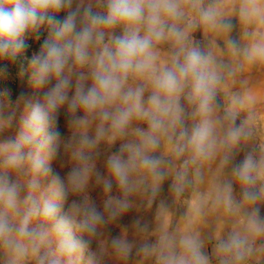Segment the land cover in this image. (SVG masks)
Wrapping results in <instances>:
<instances>
[{"label": "clouds", "instance_id": "9594fccd", "mask_svg": "<svg viewBox=\"0 0 264 264\" xmlns=\"http://www.w3.org/2000/svg\"><path fill=\"white\" fill-rule=\"evenodd\" d=\"M73 0H0V57L15 56L22 51L26 45L23 37L26 32H39V29L45 24L51 26L52 31L50 38L45 40L41 46L39 54L34 55L31 60V67L34 74V83L37 88L48 87L43 92V103L37 101L30 104L31 111L24 120V127L30 130L31 135L21 133L18 140L10 142L12 152L8 155L5 164L10 168L17 167L23 160L24 155L21 149L24 145L31 144L36 137H42L37 145V153L28 158L32 161V167L36 171H45L44 161L40 157L43 151L49 158L57 155L59 147L60 133L56 127L58 121L59 109L65 104L71 112L78 108H83L86 112L92 113L100 109V115L104 121L111 119V127L120 132L128 125L133 115L147 118L149 121L150 131L141 133L143 139L140 145H125L131 155L128 161H124L119 155H115L109 160V167L116 178L118 184L124 189L125 196L131 190L129 188V171L135 167L137 160L150 169L155 178L160 179L158 172L160 161L145 155V150L154 149L158 146V139L154 135L156 132L166 131L162 117L178 112L175 107L173 96L183 90L188 80H191L190 100H199L198 112L207 115L210 109L214 88L219 82V78L209 67L211 57L202 55L197 49L188 50L184 55L183 63L174 60L173 67L165 69L155 81L157 91L149 97L151 110L145 109L142 105L143 89L137 88L134 91L129 90L122 93L123 86L130 72L144 73L152 69L155 60L152 44L153 41H160L165 37L166 22L161 18L163 11L167 16L176 18L182 15L178 5L174 0H107V13L104 15L94 14L91 5L85 7L81 13L78 7L75 10L68 11L63 20L55 18L56 13L63 10L71 9ZM9 7L11 10H9ZM147 11V14L145 12ZM260 10L255 3L252 7L247 6L241 9V15L247 18L250 15L258 13ZM89 22L88 26L77 30V17L79 15ZM216 12L213 9L203 10L201 18L208 22L214 20ZM143 22L146 24V34L139 35L138 28L126 27L123 36L117 38L115 49L105 47L98 52L95 57L97 70L93 72L94 84L85 89L81 82L83 77L77 80L75 84V93L69 97V89L73 87L69 75H65V69L71 73L72 69L69 61L83 65L88 59V48L94 42L99 43L103 40L104 33L97 31L100 26L112 27L117 23H123L126 26L137 25ZM168 35L182 38L173 25L168 28ZM264 58V43L253 45L249 59ZM6 71V70H5ZM163 94L164 99L161 98ZM122 99L128 107L118 109L114 113L103 110L104 106L112 103L116 99ZM175 120L172 121L175 124ZM77 123L87 124L86 119H77ZM103 134V129L99 135ZM246 135L242 128L231 129L228 138L232 142L239 140L241 136ZM182 137L187 133L181 132ZM83 143L88 144L90 141L85 139ZM214 145L212 138V127L209 120L204 119L197 125L190 136H187L186 146H190L195 153V157L207 158L211 155V149ZM184 147L177 149V155L182 154ZM82 160L85 158L80 157ZM195 162V158L193 159ZM257 165L252 157H247L242 165L237 169V175L240 180L246 184L255 182L252 175L256 171ZM86 169H73L68 176L69 183L74 189H79L84 184V172ZM54 197L63 200L67 196V189L64 179L59 175L53 177ZM35 187V182H33ZM107 190H111V183H106ZM18 190L15 184L10 183L7 178L0 177V201L3 202L7 209H15L17 206ZM248 199H256L255 193H246ZM112 210L113 215L117 211L125 210L129 207L126 199H110L105 205ZM58 206L50 201H45L42 208V214L45 217H54L58 212ZM37 211L33 208L26 214L21 225L15 231L19 236L30 235L27 229L30 216ZM102 222V216L93 206L85 210L84 217L76 227L83 232L94 233L96 225ZM74 221L61 218L58 222V230L63 233L64 240L61 242V249L68 253L79 250L84 252L88 248L87 241L75 240L72 238V225ZM259 232L261 229L256 228ZM13 232L8 219L0 214V240L11 248L13 252L23 255L26 252L24 246L19 242L11 239ZM162 245L171 246V241L167 237L161 239ZM245 241L232 237L231 239L221 242L219 249L223 253H234V259L239 261L244 257ZM187 256L176 255L170 252L168 255H161V264H208L207 257L200 251V243L192 237H183L180 240ZM93 255L88 257V264H93ZM40 264H44V258L40 259ZM51 264H59L58 261H52ZM225 264V262H222Z\"/></svg>", "mask_w": 264, "mask_h": 264}, {"label": "crops", "instance_id": "0c3cea01", "mask_svg": "<svg viewBox=\"0 0 264 264\" xmlns=\"http://www.w3.org/2000/svg\"><path fill=\"white\" fill-rule=\"evenodd\" d=\"M100 1H93L96 14ZM196 1L174 0L182 12L180 17L185 16V20H175L168 28L174 25L183 34L182 38L165 36L158 42L154 40L152 49H156V54L152 69L144 73L130 72L123 93L142 88V105L151 110L149 97L157 91V78L165 69L173 67L174 60L183 63L185 53L192 49V15L198 10L213 9L216 16L201 26L200 39L206 44L204 55L211 57L209 67L219 78L210 101L211 111L206 116L200 114L198 100H195L197 107L192 108L189 99L191 80L173 96L179 111L161 118L166 131L154 133L158 146L145 150L146 156L160 161L157 170L161 178H155L139 160L131 168L133 198L128 200L130 219L120 237L126 246L123 243V246L108 250L114 264L117 261L119 264H161L160 256L170 252L187 256L180 245L183 237H192L200 243V251L207 257L208 264L224 262L209 249V243L232 237L252 240L258 243L253 263L264 264V159L261 157L264 155L261 150L264 135L260 121L264 117V58L249 59L253 45L264 43V0H201L203 5L194 8ZM253 3L260 11L243 17L241 9L245 6L251 8ZM165 15L162 11L161 16ZM230 21L236 24L233 42L220 24ZM120 24L122 33L117 32L119 37L124 35L126 27L138 28L141 36L147 31L143 22L132 26ZM168 46L178 47L173 58H166L164 51ZM161 98L164 99L163 94ZM126 107L128 105L123 102L116 109ZM204 119L211 123L214 145L210 156L196 157L193 162L192 148L186 146L187 136L192 133V124L197 121L195 125H199ZM130 128L134 142L141 144V133L150 131L149 121L133 115ZM238 128H242L246 135L232 142L228 138L229 130ZM181 132L187 136L182 137ZM179 147H184V151L177 155ZM249 156L257 165L252 173L258 182L256 188L241 181L237 175V169ZM138 189L146 191V195L156 192L158 198L149 200L142 195L136 198ZM246 193H255L256 199H248ZM257 227L261 231L257 232ZM163 237L169 238L170 247L162 245Z\"/></svg>", "mask_w": 264, "mask_h": 264}, {"label": "rangeland", "instance_id": "374dc122", "mask_svg": "<svg viewBox=\"0 0 264 264\" xmlns=\"http://www.w3.org/2000/svg\"><path fill=\"white\" fill-rule=\"evenodd\" d=\"M93 1L98 2V0H73L71 9L54 14L55 18L63 20L68 11L75 10L78 7L82 13L83 9L89 5L94 11ZM201 5H203L202 1L198 0L194 3V8ZM97 9H99L98 14H106L107 0H101ZM9 10H11L10 7ZM184 17L171 18L167 15L162 17L167 25L165 27L167 38H170L168 30H166L169 24L175 22V20L184 21ZM205 23L201 18V11L198 10L197 14L192 15V49H197L202 55L205 54L206 44L200 41L202 38L201 26ZM222 23L228 27L233 24V22ZM88 25L89 22L82 14L77 17V30ZM51 31V26L45 24L39 29L38 33L26 32L23 37L26 47L22 51L15 56L0 57V177L7 178L10 183L16 185L18 190L16 208L7 209L0 201V214L8 219L10 226L13 228L11 239L19 242L26 249L23 255H19L0 240V264H40L42 257L44 258V264H51L52 261H58L59 264H88L90 254L94 258L93 264H109L108 262L114 264V261L112 263L110 261L111 257L108 255V250L110 248L115 249L118 245L123 246V243H125V240L120 237L124 235V227L130 219L128 216L130 207L117 211L113 215L112 210L106 208L105 205L110 199H126L128 202L133 198V195L132 190H130L125 196L124 189L118 184L108 162L115 155H119L124 161L129 160L131 152L124 146L137 145L134 142L130 122L123 129V132H120L111 127V119L107 121L102 119L100 109L88 113L83 108H78L73 113L65 104L59 109L56 124L60 133L57 155L49 158L43 151L40 152V157L44 161V168L48 171L34 170L32 161L28 158L29 153L32 156L36 155L37 145L42 139L39 136L31 144L22 147L21 152L25 158L17 167L10 168L5 164L8 155L12 152L10 142L17 141L21 133L31 135L30 130L25 129L23 123L31 111L29 105L37 101L43 103V92L55 83V80H53L51 84L44 88H37L31 67L32 57L39 54L44 41L50 38ZM97 31H102L104 37L102 41L97 43L95 42L94 33V42L88 48L87 61L80 65L70 60L71 73L68 72L67 68L65 69V75L70 76L73 84V87L69 89V97L74 95L75 84L81 76L83 77L81 82L84 84L85 89L93 86V72L97 70L96 54L105 47L115 49L114 41L119 38L117 32L122 33V25L117 23L112 27L100 26ZM177 50L178 47L176 46L165 47L166 58H173ZM152 51L156 54L155 48ZM123 91L124 86L122 93ZM119 99L105 105L103 110L109 113L116 112V106L120 107L123 104V100L118 101ZM196 104L195 100H192V108H196ZM77 119H86L88 123H77ZM260 121L261 133L264 135V117H261ZM196 122L192 124V130L197 126L195 125ZM101 129H103V134L97 138ZM85 139L90 143H83ZM138 145L140 144L138 143ZM261 150L264 152V148ZM81 156L85 159L82 160ZM261 157L264 159V155ZM192 158H196L193 150ZM73 169H86L84 184L79 189H74L68 181L69 173ZM56 175L63 178L66 185L67 196L63 200H58L53 195L54 185L52 181ZM132 177L130 168V189ZM33 182H35V187L32 186ZM106 183H111L110 191L106 189ZM251 185L256 188L258 182L255 181ZM135 193L136 198H141V195L149 200L158 198L156 192H149L146 195V191L138 189ZM45 201H50L58 206L59 210L54 217H45L42 214L41 210ZM93 206L101 214L102 222L96 225L94 233L80 231L76 224L83 219L85 210ZM33 208L37 211L29 218L27 229L30 235L21 237L15 229L20 227L24 216ZM61 218L75 222L72 225V238L87 241V250L68 253L61 249V242L64 240L63 233L58 230V222ZM148 241L150 242V240L145 242ZM115 263L119 264L118 261Z\"/></svg>", "mask_w": 264, "mask_h": 264}, {"label": "built area", "instance_id": "2783aa9c", "mask_svg": "<svg viewBox=\"0 0 264 264\" xmlns=\"http://www.w3.org/2000/svg\"><path fill=\"white\" fill-rule=\"evenodd\" d=\"M242 240L245 241V244H244V253L245 254H244L243 259H241L239 261H236L234 259V253H223L220 251L219 245L221 244V242H224L227 240H219V241L211 242L208 244V247L212 251L216 252L218 258L223 260L227 264H254L252 257H253V254L255 252V249L258 246V243L254 242L252 240H246V239H242Z\"/></svg>", "mask_w": 264, "mask_h": 264}, {"label": "trees", "instance_id": "16d2710c", "mask_svg": "<svg viewBox=\"0 0 264 264\" xmlns=\"http://www.w3.org/2000/svg\"><path fill=\"white\" fill-rule=\"evenodd\" d=\"M230 22H233L232 26L231 27H228L227 25L224 26V24L222 22H220V24L222 25V27H224V29H226L229 33V37H230V41L232 42L233 39H234V35H233V31H234V27H235V22L234 21H230ZM226 23V22H224ZM229 23V22H227Z\"/></svg>", "mask_w": 264, "mask_h": 264}]
</instances>
